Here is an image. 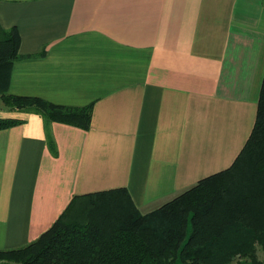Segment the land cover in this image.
Masks as SVG:
<instances>
[{
  "label": "crops",
  "instance_id": "0c3cea01",
  "mask_svg": "<svg viewBox=\"0 0 264 264\" xmlns=\"http://www.w3.org/2000/svg\"><path fill=\"white\" fill-rule=\"evenodd\" d=\"M22 57L6 93L92 105L88 129L0 106V249L72 198L123 187L141 213L229 168L264 77V0H0ZM46 128L56 154L49 149Z\"/></svg>",
  "mask_w": 264,
  "mask_h": 264
},
{
  "label": "trees",
  "instance_id": "16d2710c",
  "mask_svg": "<svg viewBox=\"0 0 264 264\" xmlns=\"http://www.w3.org/2000/svg\"><path fill=\"white\" fill-rule=\"evenodd\" d=\"M16 26L0 27V99L8 107L88 129L92 105L6 93L22 57ZM22 122L0 118V129ZM49 149L56 154L46 128ZM264 77L252 131L233 164L141 213L123 187L72 198L34 241L0 249V264H264Z\"/></svg>",
  "mask_w": 264,
  "mask_h": 264
},
{
  "label": "rangeland",
  "instance_id": "374dc122",
  "mask_svg": "<svg viewBox=\"0 0 264 264\" xmlns=\"http://www.w3.org/2000/svg\"><path fill=\"white\" fill-rule=\"evenodd\" d=\"M0 106H2V107H4V108H7V107H8L7 105H5V104L2 102L1 99H0ZM257 254H258L259 258H263V256H264V249L261 248V247H259L258 250H257Z\"/></svg>",
  "mask_w": 264,
  "mask_h": 264
}]
</instances>
